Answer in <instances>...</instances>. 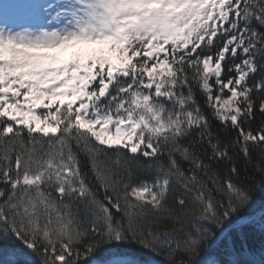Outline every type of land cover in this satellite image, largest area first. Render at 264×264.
Listing matches in <instances>:
<instances>
[{
  "label": "snow or ice",
  "instance_id": "snow-or-ice-1",
  "mask_svg": "<svg viewBox=\"0 0 264 264\" xmlns=\"http://www.w3.org/2000/svg\"><path fill=\"white\" fill-rule=\"evenodd\" d=\"M253 192H264V0L0 3L9 264H150L141 249L205 264L200 250L229 236L231 264H264V248L237 247L256 218L232 220Z\"/></svg>",
  "mask_w": 264,
  "mask_h": 264
},
{
  "label": "trees",
  "instance_id": "trees-1",
  "mask_svg": "<svg viewBox=\"0 0 264 264\" xmlns=\"http://www.w3.org/2000/svg\"><path fill=\"white\" fill-rule=\"evenodd\" d=\"M197 99L201 104H203V98L200 95H197ZM260 118L257 116V119L251 123L253 130L258 129ZM215 126V125H214ZM231 135H235L233 131ZM251 143V142H250ZM257 159L256 153H253V161ZM248 179L247 182H251L254 178H258V174L254 172L252 165L248 166ZM242 216H254L257 223H245L244 231L239 232V240L237 241V247L240 245L244 246L245 251L249 247H254L257 251L261 248H264V228L260 226V221L264 218V192H253V203L249 205L243 213L239 214L236 217H233L232 220L236 221ZM151 226V225H149ZM220 229H218L219 231ZM13 247L9 245L0 244V264H9L11 260V253ZM166 251L162 252L160 255H157L155 252H152L148 249H141V256L146 261H149L150 264H168L166 260ZM232 253V254H229ZM200 257H203L205 264H231V261L235 259V253L233 249V239L232 236H229L227 239V247L212 245L200 250ZM103 253L98 252L96 259H102ZM177 260L180 258L177 254ZM38 259V258H34Z\"/></svg>",
  "mask_w": 264,
  "mask_h": 264
},
{
  "label": "rangeland",
  "instance_id": "rangeland-1",
  "mask_svg": "<svg viewBox=\"0 0 264 264\" xmlns=\"http://www.w3.org/2000/svg\"><path fill=\"white\" fill-rule=\"evenodd\" d=\"M11 2V0H0V3Z\"/></svg>",
  "mask_w": 264,
  "mask_h": 264
}]
</instances>
